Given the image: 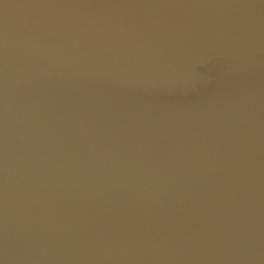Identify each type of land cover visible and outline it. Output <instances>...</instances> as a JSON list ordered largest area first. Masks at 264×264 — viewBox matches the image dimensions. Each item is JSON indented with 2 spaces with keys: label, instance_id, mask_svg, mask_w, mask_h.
<instances>
[{
  "label": "water",
  "instance_id": "water-1",
  "mask_svg": "<svg viewBox=\"0 0 264 264\" xmlns=\"http://www.w3.org/2000/svg\"><path fill=\"white\" fill-rule=\"evenodd\" d=\"M0 264H264V0H0Z\"/></svg>",
  "mask_w": 264,
  "mask_h": 264
}]
</instances>
